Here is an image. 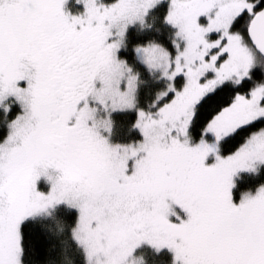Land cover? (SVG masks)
Segmentation results:
<instances>
[{"label": "snow or ice", "instance_id": "snow-or-ice-1", "mask_svg": "<svg viewBox=\"0 0 264 264\" xmlns=\"http://www.w3.org/2000/svg\"><path fill=\"white\" fill-rule=\"evenodd\" d=\"M68 241L264 264V0H0V264Z\"/></svg>", "mask_w": 264, "mask_h": 264}, {"label": "trees", "instance_id": "trees-1", "mask_svg": "<svg viewBox=\"0 0 264 264\" xmlns=\"http://www.w3.org/2000/svg\"><path fill=\"white\" fill-rule=\"evenodd\" d=\"M147 89V86H144ZM243 180L246 182L247 177L244 176ZM42 223L52 233H59L62 228V221L58 218L56 213L53 211L50 215L43 216L41 218ZM79 255V250L74 248L71 241H68L60 254L59 264H75V257ZM138 257L137 264H156V258L151 252L146 249H141L136 253Z\"/></svg>", "mask_w": 264, "mask_h": 264}, {"label": "rangeland", "instance_id": "rangeland-1", "mask_svg": "<svg viewBox=\"0 0 264 264\" xmlns=\"http://www.w3.org/2000/svg\"><path fill=\"white\" fill-rule=\"evenodd\" d=\"M46 215H48V214H45L44 216H46ZM135 259H136V261L138 262V257H137V256L135 257Z\"/></svg>", "mask_w": 264, "mask_h": 264}]
</instances>
